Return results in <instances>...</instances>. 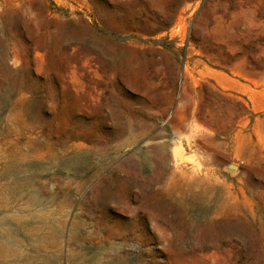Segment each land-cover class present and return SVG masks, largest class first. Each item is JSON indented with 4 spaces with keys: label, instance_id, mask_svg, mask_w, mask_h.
I'll return each instance as SVG.
<instances>
[{
    "label": "rangeland",
    "instance_id": "374dc122",
    "mask_svg": "<svg viewBox=\"0 0 264 264\" xmlns=\"http://www.w3.org/2000/svg\"><path fill=\"white\" fill-rule=\"evenodd\" d=\"M0 245L264 264V0H0Z\"/></svg>",
    "mask_w": 264,
    "mask_h": 264
},
{
    "label": "bare ground",
    "instance_id": "6f19581e",
    "mask_svg": "<svg viewBox=\"0 0 264 264\" xmlns=\"http://www.w3.org/2000/svg\"><path fill=\"white\" fill-rule=\"evenodd\" d=\"M36 217V216H35ZM38 223H40V222H38ZM50 227V226H49ZM50 228H52V227H50ZM3 232V231H2ZM47 232V231H46ZM51 235V234H50ZM0 248L1 249H5V248H3V247H1V245H0ZM1 255V254H0ZM3 256V255H2ZM34 263H37V262H34Z\"/></svg>",
    "mask_w": 264,
    "mask_h": 264
}]
</instances>
